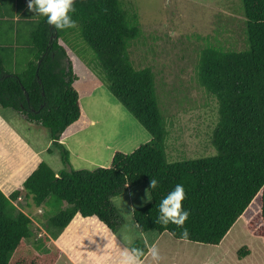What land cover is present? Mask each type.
<instances>
[{
	"label": "trees",
	"instance_id": "16d2710c",
	"mask_svg": "<svg viewBox=\"0 0 264 264\" xmlns=\"http://www.w3.org/2000/svg\"><path fill=\"white\" fill-rule=\"evenodd\" d=\"M28 2L0 0V108L48 129V152L58 151L63 169L42 162L23 191L7 197L0 189V264H57L60 259L50 237H35L36 219L14 204L22 196L36 207L58 209L47 228L53 239L78 214L97 217L120 238L123 221L112 199L140 185L147 187L152 201L134 212L141 234L168 233L181 242L218 247L240 219L253 215L250 223L262 225L253 233L264 239V0H241L244 27L222 33L218 26L215 42L200 51L196 81L218 104L212 140L217 154L176 162L167 154L170 131L160 109L154 69H139L130 57V48L142 36L137 15L120 0H77L72 14L77 27L57 29L29 11ZM77 30L96 55L100 85L108 87L152 137L130 154L117 152L110 167L93 171L74 170L70 151L61 142L78 132L73 129L78 122L87 123L68 51L75 49L70 37ZM223 34L231 37L220 39ZM16 47L30 58L20 73L8 70L17 68ZM93 83L86 94L97 89ZM152 178L159 182L153 191ZM177 184L185 188L183 206L190 211L183 226L187 240L180 238L183 227L155 223L160 200ZM131 247L144 250L140 260L147 256L144 243ZM248 250L239 251V257L248 256Z\"/></svg>",
	"mask_w": 264,
	"mask_h": 264
},
{
	"label": "rangeland",
	"instance_id": "374dc122",
	"mask_svg": "<svg viewBox=\"0 0 264 264\" xmlns=\"http://www.w3.org/2000/svg\"><path fill=\"white\" fill-rule=\"evenodd\" d=\"M120 1L132 15H137L140 22L141 40L135 42L129 53L137 68L154 69L160 109L166 129L170 131L167 141L169 160L176 162L215 156L217 152L212 140L219 122L218 104L198 85L195 68L200 61V51L208 42H215L218 26L222 33L229 28L239 30L244 27V16L239 12L241 0ZM223 35L219 38L231 37V34ZM70 39L75 49L68 51L79 78V103L87 123L78 122L73 126L78 132L61 142L70 151L74 170L108 168L117 152L130 154L149 143L152 137L118 102L109 88L100 85L101 69L96 63V55L82 41L79 30ZM60 43L64 45V42ZM15 51L19 58L17 68L9 66L8 70L24 72L30 61L29 55L22 47H16ZM92 81L93 89H97L86 94L91 89ZM0 114L37 152L38 155L33 153L34 168L46 162L56 171L63 169L58 151L55 150L53 154L48 152L52 145L48 129L32 125L26 117L11 110L0 108ZM9 168L6 169L7 175L11 176L13 172L17 177H27V174H19L21 170L15 161L9 163ZM0 186L3 187L2 184ZM23 188L19 190L23 191ZM149 199L151 195L145 185L128 189L112 199L123 221L118 235L124 244L131 247L140 241L147 248L152 244L157 245L160 260L153 261L150 257L146 264H264V239L253 233L255 229L260 230L262 225L259 221L253 225L250 223L253 215L240 219L223 245L210 247L181 242L168 233L141 234L134 221V212L149 205L152 202ZM14 204L20 211L36 219L34 231L37 239L54 238L47 228L51 218L57 215V208L36 207L31 199L25 200L24 196ZM242 249H249V255L244 259L239 257Z\"/></svg>",
	"mask_w": 264,
	"mask_h": 264
},
{
	"label": "crops",
	"instance_id": "0c3cea01",
	"mask_svg": "<svg viewBox=\"0 0 264 264\" xmlns=\"http://www.w3.org/2000/svg\"><path fill=\"white\" fill-rule=\"evenodd\" d=\"M90 123L92 122L90 121ZM10 125L4 116L0 114V184L4 187L1 188L0 186V189L7 197L15 191H19L24 186L25 181L41 164L39 163L34 168L35 159L33 155L37 152ZM13 161L21 170L20 175L27 174L26 178L17 177V174L13 175V172L11 176L7 175L6 169H10L9 163L11 164ZM11 190H13L12 193H5L11 192ZM51 240L60 250V259L57 264H119L124 249L128 247L97 217L84 218L80 214L74 218L57 239ZM150 257V255H147L139 261V264H146Z\"/></svg>",
	"mask_w": 264,
	"mask_h": 264
},
{
	"label": "clouds",
	"instance_id": "9594fccd",
	"mask_svg": "<svg viewBox=\"0 0 264 264\" xmlns=\"http://www.w3.org/2000/svg\"><path fill=\"white\" fill-rule=\"evenodd\" d=\"M74 3L75 0H29L28 9L35 16L46 18L47 24L55 26L57 29H74L77 27L76 21L72 18V14L76 11ZM158 183L157 179H151V191L157 189ZM185 199L186 192L184 186L177 184L173 190L160 200L158 205L159 215L155 223L162 226L174 224L183 227L190 217V211L183 206ZM180 238L183 240L189 238V232L186 227H183ZM144 255L145 252L143 249L126 247L121 255L119 264H139L140 257ZM147 255H150L153 261L160 260L159 249L156 244L148 247Z\"/></svg>",
	"mask_w": 264,
	"mask_h": 264
},
{
	"label": "water",
	"instance_id": "95a60500",
	"mask_svg": "<svg viewBox=\"0 0 264 264\" xmlns=\"http://www.w3.org/2000/svg\"><path fill=\"white\" fill-rule=\"evenodd\" d=\"M75 1H77V0H75ZM52 26V25H51ZM57 36L55 35L53 38H56Z\"/></svg>",
	"mask_w": 264,
	"mask_h": 264
}]
</instances>
